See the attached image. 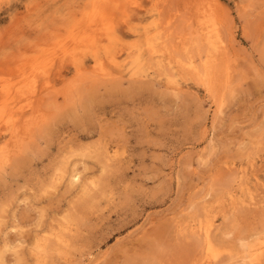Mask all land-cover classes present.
I'll return each instance as SVG.
<instances>
[{
  "label": "rangeland",
  "instance_id": "1",
  "mask_svg": "<svg viewBox=\"0 0 264 264\" xmlns=\"http://www.w3.org/2000/svg\"><path fill=\"white\" fill-rule=\"evenodd\" d=\"M0 148V264H264V0H0Z\"/></svg>",
  "mask_w": 264,
  "mask_h": 264
},
{
  "label": "bare ground",
  "instance_id": "2",
  "mask_svg": "<svg viewBox=\"0 0 264 264\" xmlns=\"http://www.w3.org/2000/svg\"><path fill=\"white\" fill-rule=\"evenodd\" d=\"M91 1V0H90ZM98 3V2H97ZM95 5V4H94ZM96 6H98V5H96ZM102 13V12H101ZM211 24H212V22H211ZM215 27V26H214ZM207 29L209 28V26H207L206 27ZM205 28V29H206ZM216 29V28H215ZM200 31H204L203 29H201ZM206 31V30H205ZM211 31V30H210ZM209 31V32H210ZM213 32V31H212ZM214 32H216V30L214 31ZM205 33H207V31L205 32ZM218 33V32H217ZM216 33V34H217ZM203 35H206V34H204V32H203ZM212 35H214L213 33H212ZM209 36V35H208ZM208 36L206 35V38L208 39ZM217 36H218V34H217ZM209 37H211V36H209ZM205 38V39H206ZM214 38V37H213ZM213 40V39H212ZM211 39L209 40L210 42H212L213 43V41H212ZM216 40V39H215ZM206 42H208V40L206 41ZM149 43V42H148ZM209 44H211V43H209ZM159 46V45H158ZM212 46V45H211ZM218 46V45H217ZM150 47V46H149ZM156 47V46H155ZM216 47V46H215ZM157 48V47H156ZM217 48V47H216ZM143 49V48H142ZM148 50H150V48H147ZM161 49V48H160ZM157 50V49H156ZM216 51H218V50H216ZM137 54H139V53H137ZM141 56V55H140ZM135 58H138V57H135ZM134 59V58H133ZM132 59V60H133ZM132 60H131V62H132ZM142 60H143V58H142ZM134 62V61H133ZM137 63H138V61H137ZM134 65H135V63H134ZM133 65V66H134ZM131 67V66H130ZM136 71V70H135ZM219 108V107H218ZM221 111V110H220ZM1 149V148H0ZM73 171V170H72ZM76 171V170H75ZM79 173V172H78ZM78 173H74V176H73V178H72V181L73 180H77L78 178H79V175H78ZM71 174H73V173H71ZM70 174V175H71ZM241 178V177H240ZM79 180V179H78ZM240 180H242V179H240ZM74 182V181H73ZM238 184V183H237ZM241 184V183H240ZM240 184H239V187H240ZM243 184V183H242ZM247 185V184H246ZM248 186V185H247ZM237 187V186H236ZM248 188V187H247ZM230 190V189H229ZM233 191H235V190H233ZM252 192V191H251ZM228 194V193H227ZM253 194H254V191H253ZM231 199V198H230ZM244 199V198H243ZM238 201V200H237ZM252 201H253V198H252ZM241 202H242V200H241ZM248 202V201H247ZM258 202V201H257ZM234 203V202H233ZM236 203H238V202H236ZM245 204H247L246 202H244ZM259 203V202H258ZM260 203H261V201H260ZM239 204H240V199H239ZM252 204H253V202H252ZM251 204V205H252ZM255 205V204H254ZM241 206V205H240ZM244 206V205H243ZM233 207V206H232ZM247 207V206H246ZM256 207V206H255ZM241 208V207H240ZM248 208V207H247ZM253 208V207H252ZM241 210V209H240ZM244 210V209H243ZM208 211V210H207ZM209 216V215H208ZM214 218V217H213ZM210 220H211V218H210ZM206 221V220H205ZM199 222V221H198ZM211 222V221H210ZM198 224H200V223H198ZM197 224V225H198ZM202 224V223H201ZM203 225V224H202ZM199 225V227H198V232H200V234H201V236H202V245H203V247H202V250H203V255H209V254H212L213 253V246L212 245H214L213 243H212V241H211V238H213L212 236H215V235H212V232H216V231H213V227H215V226H213V223H207L206 225ZM193 226V225H192ZM194 228V227H193ZM196 229V228H195ZM216 230H217V228H216ZM201 241V240H200ZM262 241H264V240H262ZM261 241V242H262ZM252 242V241H251ZM260 243V242H259ZM248 244V243H247ZM257 244V243H256ZM261 245L259 246V248L257 249V248H250L249 250H248V252H247V255H245V256H241L240 258H247L246 259V263L245 264H260V255H261V250H259L260 249V247L262 246V243H260ZM12 245H14V244H12ZM216 245V244H215ZM259 245V244H258ZM250 246V245H249ZM12 247V246H11ZM15 247H16V245H15ZM14 247V248H15ZM245 247H246V244H245ZM247 247H248V245H247ZM250 247H252V245L250 246ZM254 247V246H253ZM264 247V246H263ZM245 249V248H244ZM246 251V250H245ZM217 252V251H216ZM215 253V252H214ZM203 255H202V257H203ZM216 256V255H215ZM211 258H212V256H211ZM230 257H228V259H229ZM242 259V260H243ZM207 260V259H206ZM223 260V259H222ZM230 260V259H229ZM235 260V259H234ZM240 260V259H239ZM226 261H228V260H226ZM199 262V261H198ZM221 262V260L219 261V263ZM240 262V261H239ZM218 263V262H217ZM216 263V264H217ZM224 263V261H222L221 262V264H223ZM207 264V263H206ZM214 264V263H213Z\"/></svg>",
  "mask_w": 264,
  "mask_h": 264
}]
</instances>
